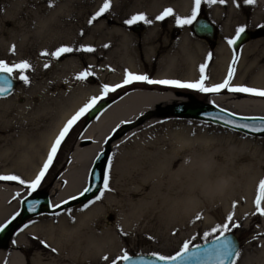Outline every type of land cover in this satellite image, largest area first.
Returning <instances> with one entry per match:
<instances>
[{"label": "bare ground", "instance_id": "1", "mask_svg": "<svg viewBox=\"0 0 264 264\" xmlns=\"http://www.w3.org/2000/svg\"><path fill=\"white\" fill-rule=\"evenodd\" d=\"M167 1L160 0L161 3ZM257 1L260 8L255 9L252 16L264 19V0ZM181 2L186 5L190 1ZM239 2L240 7H237L233 0H227L224 4L233 16L232 23L243 19L242 12L250 9L244 6L242 0ZM69 6L68 1H64L50 9L46 8L41 17L43 27L49 29V21L56 13H62L59 16L62 21L63 13ZM219 7L220 5L216 4V8ZM230 21L231 19L226 23L225 31L230 29ZM41 37L46 36L43 34ZM43 43L45 44V41ZM103 46L100 45V48ZM49 49V52L55 51L54 47ZM107 49L111 53V47ZM133 49V44L121 43L118 53L113 51L118 55L117 59L137 65L140 57ZM248 50L253 51L254 46H247L245 54L237 57L232 55L225 42L217 45L215 55L209 52L206 45L198 42L150 46L143 55L145 61L158 63L157 75H148L151 74L149 70L142 75H147L153 80L195 82L200 78V65L206 64L205 82H208L210 87L224 81L235 56L237 62L231 85L264 89V55H246ZM71 62L60 66L61 72L69 73L75 70L77 75L81 73L78 60ZM121 80H116L115 83ZM21 93H24V90L0 101V104L8 106L3 113L4 119L0 121V131L7 133L2 136L3 140L8 142L0 144V176L15 175L31 182L42 167L59 130L80 108L88 94L82 91L84 94L73 97L71 105L61 106L54 116L46 120V126L41 127L46 130L37 128L36 131L44 144V153L40 158L41 163L38 164L39 160L33 158L35 152L31 150L35 149L37 140L31 139L28 134L31 133L30 118L43 108L30 109L19 105L17 98ZM186 101L187 97L181 95L177 88L160 84L140 82L125 92L116 103L101 112L83 132L82 138H91L94 142L86 146L80 144L74 148L69 164L60 175L65 184L52 203L58 205L85 188L93 159L102 150L107 136L114 138L111 150L118 152L125 149L129 140H141V151L129 157L128 162L126 160L122 163V175L116 173L117 162L112 160L109 182L112 191L105 192L102 200L87 208L84 206L95 198L82 205L70 206L71 208L58 213L54 218L41 216L30 220L15 235L14 244L29 245L31 237L41 239L55 248L58 256L70 257L68 263H62L58 258L44 262L41 252H36L32 257L33 264H86L82 262L84 255L87 261L95 252L103 249L113 250L120 244L116 236L117 227L97 231L98 218L117 208V225L123 227L128 219L127 206L138 202L160 204V210L167 215L194 216L207 215L211 211L206 209V203L211 200L218 201L217 216L222 224L230 213H234L235 222L245 223L241 230L264 236V216L254 214V200L259 181L264 179V142L239 138L232 132H224L214 126L201 127L176 114H168L167 117L161 118L162 120L159 116L163 115L148 116L155 106L160 104ZM207 102L243 115H264V97L248 93L222 89L218 93H210ZM37 120L39 123L43 122V119ZM139 125L146 129L156 128L155 137L150 138L147 131L138 132L136 127ZM106 126L108 129L104 133L105 136L99 139ZM218 131L219 133H216ZM20 188L18 181L0 180V224L19 213L21 199L17 196L20 194ZM139 194L141 196L135 199ZM233 202L236 203L235 209L232 207ZM260 245L264 249V242ZM23 263V257L17 249L0 250V264Z\"/></svg>", "mask_w": 264, "mask_h": 264}, {"label": "rangeland", "instance_id": "2", "mask_svg": "<svg viewBox=\"0 0 264 264\" xmlns=\"http://www.w3.org/2000/svg\"><path fill=\"white\" fill-rule=\"evenodd\" d=\"M64 1H68L70 6L65 11V13H63V20L60 21L59 19V16L62 13H56L54 18L49 21V29L46 28V26L43 27L44 23L41 21V17L44 15V10L46 8H52L48 7V4L52 3L55 5ZM103 2L104 0H95V9L92 11L90 8V10L86 11L81 6L83 4L82 0H0V60L8 62L9 64H15L27 60L32 65V68L24 73L29 77L30 83L25 84L23 81L19 80V73H13L14 78L17 80V85L11 94L0 97V101L7 100L17 91L24 90V93H21L17 98V103L19 105L30 109L34 107L43 108V113H41L42 110L35 112L30 118L32 120V123L30 124L31 133L28 134L31 139L37 140L35 149L31 148V150L35 152L33 158L39 160L38 164L41 163L40 158L42 153H44V144H42L43 141L40 139V135L36 131L37 128L42 129L41 131L46 130V128H41L43 125L46 126V120L51 116H54L55 112H57L61 106L67 107L71 105L73 97L82 95L84 93L88 94V98H86L80 106V108L83 107L92 97L99 96L103 85L107 84L112 86L116 80L123 79L126 70L137 74H143V72L149 70L151 74L148 73V75H157L156 70L158 69V63L147 62L144 59L145 55L139 54L140 52H145L150 48V46L164 44H133V51L139 53L135 54H138L140 61L137 65L130 64L124 59H117L118 55H116L113 50L117 52L121 43L107 42L104 36V28L102 29L100 26L96 28H85V25H87L86 21L89 19L88 15L91 16L94 14L102 6ZM203 3L209 6L211 5L206 2ZM219 5V8H216L215 5L214 15L216 18V13H218V19L221 18L223 20L224 36L222 37V41L214 46L202 43L206 45V47L209 49V52L215 55L214 50L217 45H219L221 42H225V44H227V46L230 48L232 55H236L237 57L239 55L245 54L244 50L250 45L254 46V50H248L246 55H253V53L256 55H264V19L254 18L252 16V13L255 12V9L258 10L260 8V3L257 1L253 5L244 4L245 7L250 9H248V11L242 12L244 18L236 20L234 23H232L233 16L229 12L228 8H225L224 4L222 6L221 4ZM262 10L264 11V6L262 7ZM107 14H109V12ZM107 14L99 18L97 22L101 19H106ZM230 19V29L225 31L226 23H228ZM220 23L221 22H219V24ZM238 27H244L245 31H248L251 34V38L240 48L239 51H235L233 45L230 46L228 44V40L234 38L236 29ZM43 34L46 36L45 38L41 37ZM44 41L45 44L43 43ZM105 44L111 47V53L110 50L104 46L100 48V45ZM12 45L16 46L15 54L10 52ZM42 46V50H48L50 47H54L56 49L60 46H69L74 49L80 48L81 46H92L96 49V51H73L71 53L65 54L59 60H55L50 56L42 57L40 55L42 52ZM49 50L51 51V49ZM76 60H78V63L81 64L80 70L82 72L89 70V67L91 66L92 75H90L86 80H76L75 76L77 74L75 70L69 73H64L60 70V66L67 63H72L71 61ZM112 61L114 63H112ZM45 63H49L51 66L46 69L44 68ZM111 64H113L112 68H110ZM231 83L233 84V82ZM138 84L139 83H131L128 87L123 89L121 88V90L116 92H112L110 96L117 98L130 88L136 87ZM208 84V82H205L206 86H208ZM177 89L181 91V95H184L188 99L191 96L197 101L204 103H206L207 98L210 95V93H204L194 89ZM82 91L84 93H82ZM234 94L236 95L237 93ZM174 104L180 103H168L161 105L163 108H166ZM6 109H8L7 105L0 104V121L4 119L5 116L3 113ZM154 110L156 109L154 108ZM85 115L76 123L69 135L66 137L65 141L62 143L61 148L58 151L57 156L52 166L49 168L45 178L41 182L40 187L35 192H31V194L39 191L46 192L45 189H47L48 192H50L52 199L58 195L60 188L65 184V182L60 179V175L63 171H65L66 166L69 164L71 153L74 148L80 146V136L82 133ZM167 116L168 114H165L163 116H159V118L162 120L161 118H165ZM38 118L43 119V122L39 123L37 120ZM187 119L201 127L214 126L221 131L232 132L239 138L242 137L244 139L250 140H261L264 142V135L247 134L245 132L238 131L211 121L189 117H187ZM137 128L138 132L141 133L147 131L150 138L155 137L154 134L157 133L156 128L146 129L145 127H142V125L137 126L136 129ZM107 129L108 127L106 126L101 132L102 135H100L99 139H102L105 136L104 133L107 131ZM216 133H219V131ZM5 134L7 133L0 131V144L8 143L6 140H3ZM110 137L111 135L109 136V139ZM107 138L108 136L106 137V140ZM139 141L141 140H129L125 145V149L120 152L113 149L111 150L110 158L111 160L117 162V174L122 175L121 165L123 162L125 163L126 160L128 162L129 157H132L141 151V143ZM11 142L13 141H10V143ZM15 142L16 140L13 143ZM105 143L106 142L102 144L103 148ZM17 147H19V145ZM16 150H18V148H16ZM106 171H108V166ZM21 179L23 180L22 177ZM89 179L90 172L88 182ZM20 185L21 191L17 198L19 197L22 201L23 197L31 194L30 189L26 186V184L20 183ZM95 196L91 199L95 198ZM140 196L141 195L139 194L134 198L138 199ZM89 200L74 206L85 204ZM159 205L160 204H150L144 202H138L133 205L130 204L126 208L128 211V219H126V225L123 227L117 225V208L111 209L106 212L104 216L99 217L97 231H102L103 229H108L110 227H117L116 236L120 240V244L113 250L103 249L101 251L95 252L87 261L86 256L84 255L85 261H83L84 259L82 257V262H85L86 264H110L112 259L123 255L124 251H127L129 255H135L139 253H156L166 256L175 255L176 252L182 248L184 242H190L189 248L202 244L206 242L204 239V233L211 232L213 228L222 225L220 219L217 216V209L219 207L218 201H208L206 203V209L210 210L211 212L207 215H199L201 216V219L199 220L196 219L197 215L172 216L164 214L163 210H160L161 207ZM69 208L71 207H67L62 211H66ZM58 213H43L33 216L28 219L24 225L30 220L41 216L54 218ZM237 222L240 224V227L233 228L231 231L238 235L241 241V256L238 259L237 264H262L264 262V249L260 244L261 242H264V236H258L249 230H241V227H243L245 223L242 221ZM215 235H219V232L215 233L213 236H209L207 241L214 239ZM254 237L256 238L254 239ZM41 241V239L37 240L31 237V243L29 245L26 243H21L23 245L17 246L14 244V237H11L8 249H17L22 255L23 259H27L28 264H33L32 257L36 252H41V257L43 258L44 262L56 258H58V260L62 263L69 262V256H58L57 250L56 252H52L50 248L44 247ZM104 256L109 257L108 262H105L102 259Z\"/></svg>", "mask_w": 264, "mask_h": 264}, {"label": "snow or ice", "instance_id": "3", "mask_svg": "<svg viewBox=\"0 0 264 264\" xmlns=\"http://www.w3.org/2000/svg\"><path fill=\"white\" fill-rule=\"evenodd\" d=\"M203 2L209 3V4H226L227 0H194V5L191 10V15L181 18L179 16L176 17V23L180 26L187 25V24H192L193 21L196 20L197 15L201 9V5ZM242 2L246 5H253L257 2V0H242ZM233 3L237 6L240 7V2L239 0H233ZM48 7H54V4L49 3ZM112 8V0H104L102 6L94 13L91 15V17L88 19V24L92 25L95 21H97L99 18L105 16L110 9ZM174 11L172 8H166L160 15H158L155 19L156 20H164L168 16H173ZM143 22L145 24H151L153 21L149 19L145 14L143 13H138L135 15H132L129 19L125 20L124 23L126 25H135L137 23ZM245 28L244 27H238L235 32V36L232 39L228 40V44L234 45L236 41L240 38L241 34L244 33ZM83 34V33H81ZM105 48L109 47V45L105 44ZM73 51H84V52H94L96 49L92 46H81L80 48L74 49L69 46H60L55 49V51L49 52L47 50L42 51L40 55L42 57H51L55 60H59L62 56H64L67 53H71ZM10 52L12 54H15L16 52V46L12 45L10 48ZM237 62V58L234 56L233 57V62L232 65H230L229 70H228V75L224 79V81L220 84H215L212 86H205V80L207 79V76L205 75V68L207 67L206 64H202L199 67V72H200V78L195 81V82H183L180 80H153L150 79L147 75H139V74H134L130 71H125V76L123 79V82L120 84H116L114 86L110 85H103L102 87V95L101 96H96L92 97L88 103H86L83 107H81L78 111L75 112L74 115H72L66 123L63 125V127L59 130L58 134L56 135L55 139L51 143V146L48 150L47 157L40 168L39 172L35 176V179H33L31 182H25L24 180L20 179L18 176L15 175H9V176H0V180H12V181H18L21 184H26V186L30 189V194L31 192H35L41 185V182L45 178L49 168L52 166L58 151L61 148L62 143L65 141L66 137L69 135L70 131L73 129V127L76 125V123L87 113L89 112L92 108L96 106L99 100L103 99L104 96H106L109 92H113L116 89L122 88L126 85H129L133 82H146L149 84H160V85H166V86H171L174 88H181V89H194L198 90L200 92L204 93H218L222 89H227L228 91L231 92H241V93H248L251 95L255 96H260L264 97V89H256V88H251V87H246V86H232L231 81L234 77L235 74V64ZM51 65L49 63L44 64V68H49ZM32 68V65L30 64L29 61L24 60L19 63L15 64H9L8 62H5L3 60H0V73L6 74L5 76H0V97L5 96L6 94H9L12 91V82L9 79L13 73H19V80L23 81L25 84H29V77L25 75L24 73ZM90 75H92L91 72V66L89 67V70L84 71L79 73L78 75L75 76L76 80H86ZM223 111V110H222ZM246 119H260L264 121V117L260 118H246ZM226 124L233 123L232 121H224ZM235 127H242V128H247L249 125L247 124H239V125H234ZM253 131H264V127L260 128H253ZM99 158V157H98ZM112 167V160L109 158L108 161V171L105 172L103 175V188L100 191L99 195L95 196V199L90 201L88 205H85L84 207L87 208L91 204H95L97 201L102 200L104 193L107 191H112V189L109 186L110 182V171ZM91 189L85 188L84 192H88ZM84 192L81 193V195L84 194ZM72 199H76V197H72ZM64 203H67V201H64ZM255 204V209L256 212L254 214H259L260 216H264V179H261L259 181L258 185V190H257V195L254 200ZM53 207L59 208L60 205H54ZM233 209L236 207V203L233 202L232 205ZM30 211H35L36 210V204L33 203L29 206ZM16 215H19L17 213ZM12 219H16V216H13ZM197 220L201 219V216L197 215L196 217ZM8 223H11V221H8ZM7 227V224L0 226V231H3L4 228ZM27 227V226H25ZM240 227V224L238 222L234 221V213H230L226 217V222L223 223L220 226H217L216 228H213L211 232H206L204 233V239L207 242V239L209 236H213L215 233L219 232V235H215L214 239L212 240V249H206L208 252L214 253V256L212 257L215 260V264H237L238 259L241 256V251L234 245L232 240H230L227 236L226 233L231 232L233 228H238ZM126 235V233H125ZM256 237H254L255 239ZM41 243L44 245L46 248H50L52 252H56L55 248H51L50 245H48L46 242L41 241ZM189 244L190 242H184L182 248L176 252L175 255H161V254H156L152 253L154 256L155 260L163 262V264H174V262H182L185 261L186 259H191L194 258L195 256L198 255V250L200 249V245H196L195 249L197 251L190 252L189 249ZM102 259L105 262L109 261L108 256L102 257ZM121 261L128 262L132 261V257L128 254L127 251L123 252V255L112 259L110 261V264H120ZM135 264V262H134ZM142 264H152L150 261H144L142 258Z\"/></svg>", "mask_w": 264, "mask_h": 264}, {"label": "water", "instance_id": "4", "mask_svg": "<svg viewBox=\"0 0 264 264\" xmlns=\"http://www.w3.org/2000/svg\"><path fill=\"white\" fill-rule=\"evenodd\" d=\"M195 27H196L195 28L196 31L200 35H206L207 31L210 28L206 23L201 21L196 22ZM250 38H251V34L248 31H244V33L241 34L240 38L233 45L234 50L239 51L240 48L247 41H249ZM5 75L6 74L0 73V76H5ZM9 79L12 82V91L9 93L11 94L17 85V80L14 78L13 75ZM9 94H6L5 96ZM116 102H117V98H104L100 100L96 104V106L87 113L85 122L82 127V132H84L88 128L91 122L94 119H96V117L101 112H103L104 110H106L108 107H110ZM156 108H157L156 110L151 111L150 115H148L149 117L154 115H165V114L173 113L180 117H192L196 119L219 123L224 126L230 127L232 129L245 132L247 134L264 135V131L252 130L253 128L264 127V121L260 119H246V118H260L264 116L242 115L230 111L228 109L221 108L211 103H201V102L174 104L166 108H163L162 105L160 104L156 106ZM224 121H232L233 123L226 124ZM239 124H247L249 125V127L242 128V127L234 126ZM112 141L113 139H110L107 142L103 151L98 155H96L93 160L92 167L90 170V180L89 183L85 186V188L91 189L90 191L84 192L85 188H83L79 193L65 200L67 201V203H64L63 201L62 203L58 204L60 205L59 208L53 207L54 205L52 203V199L50 198V195L47 193L37 192L25 196L21 201L19 216L14 220L13 219L9 220L11 221V223H8L7 221L6 223L3 224V225L7 224V227L4 228L3 231H0V248L6 247L8 245L9 239L16 226L23 223L25 220L43 212L55 213L61 211L66 207H70L79 204L81 202H84L86 200H89L90 198L98 194L103 184V175L106 172V167L110 158ZM92 143H93L92 140L89 138H83L81 141L82 146H86ZM82 192H84L83 195H81ZM72 197H76V199H72ZM33 203L36 204V210L30 211L29 206ZM226 236L230 240H232L234 245L239 250L241 249V241L238 235H236L233 232H228L226 233ZM212 240L199 244L201 247L198 250V255L195 256L194 258L186 259L185 261L182 262V264H215V260L212 258L214 256V253L206 251V249H212V243H211ZM195 246L189 248L190 252L197 251L195 249ZM130 256L132 257V261H128V262L122 261L120 264H134V262L135 264H142V258L144 261L152 262V264H163V262L155 260L152 254L139 253ZM174 264H181V262H174Z\"/></svg>", "mask_w": 264, "mask_h": 264}, {"label": "flooded vegetation", "instance_id": "5", "mask_svg": "<svg viewBox=\"0 0 264 264\" xmlns=\"http://www.w3.org/2000/svg\"><path fill=\"white\" fill-rule=\"evenodd\" d=\"M94 1L95 0H82L83 4L81 6L86 11L90 10V8L93 11L95 9ZM181 1L182 0H168L167 2L161 3L160 0H112V8L109 14H107V18L101 19L98 22L95 21L92 25H89L87 20L85 28H96L100 26L102 29L104 28L106 41L116 43L171 44L179 42H198L214 46L222 41V37L224 36L223 20L221 18L218 19V13H216L215 18L214 9L216 4H211L209 6L202 3L196 20L193 21L192 24L180 26L176 23V17L179 16L184 18L190 16L194 5V0H189V4L186 5ZM166 8H172L174 15L168 16L164 20H156L155 18ZM138 13L145 14L153 22L151 24L140 22L131 26L124 23V21L129 19L132 15ZM88 16L89 18L91 17L90 15ZM198 21L204 22L210 27L206 35H200L196 31L195 23ZM219 22L221 23L219 24ZM139 55H143V53L140 52ZM112 63L114 62L112 61ZM112 66L113 64L110 65V68H112ZM186 102L195 103L200 101L190 96L189 99L187 98ZM45 190L47 193L48 190ZM24 223L16 226L12 233V238L15 237L18 231L24 226ZM25 264H28L26 258Z\"/></svg>", "mask_w": 264, "mask_h": 264}]
</instances>
